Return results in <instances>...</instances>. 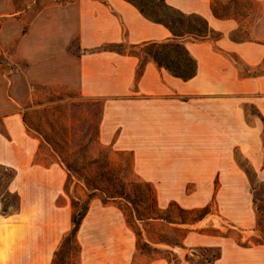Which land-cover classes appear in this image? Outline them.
<instances>
[{"label": "crops", "instance_id": "crops-1", "mask_svg": "<svg viewBox=\"0 0 264 264\" xmlns=\"http://www.w3.org/2000/svg\"><path fill=\"white\" fill-rule=\"evenodd\" d=\"M165 1L183 12L203 16L209 28L219 33L216 39L183 38L196 62L195 75L187 80L172 76L131 50L107 49L117 44L165 41L171 37L166 27L146 19L125 0H76L81 32L88 30L92 40L90 44L81 41V46L97 49L79 50L75 84L80 99L102 101L98 142L116 152H130L132 170L140 181L151 184L240 181L247 176L242 165L256 176L264 167L259 129L249 128L246 142L254 140L250 147L241 148L245 164L236 162L231 147L232 112L223 111L217 117L206 103L233 93L252 95L264 117V0H252L256 11L245 12L240 16L243 20L215 17L210 10L213 0H198L190 9ZM252 14L255 17L249 18ZM237 29L244 32L243 38H232ZM217 119H223L219 126ZM8 121L28 130L20 112L3 115L6 129ZM7 143L0 134V165L14 171L10 188L18 195L19 207L12 214L0 215V264H49L71 227L72 205L64 189L67 171L57 160L34 162L40 139L32 136L30 146L21 145L20 173L8 158ZM226 158L227 162L223 161ZM14 180L18 185L12 188ZM90 204L76 232L78 264L93 262L83 235L96 211L105 209H92ZM243 210L240 219L227 220L237 232L209 236L192 229L182 243L216 246L218 254L208 264H264V242L252 239L255 210L251 200ZM175 246L185 250L183 245ZM106 258L118 261L116 255ZM97 262L103 264L104 256ZM149 264L169 261L157 258Z\"/></svg>", "mask_w": 264, "mask_h": 264}, {"label": "rangeland", "instance_id": "rangeland-1", "mask_svg": "<svg viewBox=\"0 0 264 264\" xmlns=\"http://www.w3.org/2000/svg\"><path fill=\"white\" fill-rule=\"evenodd\" d=\"M168 1L184 9L198 4V0ZM216 1L218 6L228 3L227 0ZM234 8L230 6V10ZM252 8H257L254 3ZM254 17V14L249 16ZM238 19L243 20L240 16ZM89 34L88 30L81 32L76 0H0V134L7 138L8 158L20 173L22 167L18 166L24 158L21 145L30 146L32 136L40 139L33 161L47 164L57 158L45 139L51 144L55 141L63 147L78 148L87 143L96 130L102 101L80 99L75 84L79 50L97 49L81 46V41L91 43ZM231 36L240 39L245 34L237 29ZM223 98L209 100L206 104L217 117L223 111L232 112L233 160L245 164L241 148L250 147L254 140L252 137L249 144L246 142L249 128L259 129L264 148V117L261 118L252 95L233 93ZM16 112L22 114L28 130L10 121L8 129L5 128L3 115ZM215 121L218 126L223 123V119ZM102 146L105 148H98L92 142L89 153L97 156L103 150L102 155H107L110 166L118 169L125 181L143 182L132 170L130 152H116ZM223 161L227 162V158ZM236 173L235 170L231 172L232 175ZM11 175L12 172L0 168V211H12L15 207L14 190H6ZM20 177L21 174L18 180ZM18 180L12 182V188L18 185ZM149 186L160 208L172 201L186 209L204 207L194 213L199 216L205 212L204 215L194 223H181L180 218L191 216L172 208L169 217L174 222L136 221L125 200L104 201L97 193L90 200V206L105 209L96 211L83 235L93 261L91 264H98L97 258L101 256H104L103 264H149L157 258H164L169 264H208L218 254V248L191 245L189 241L183 244V239L192 229L209 236L236 231L233 223L227 220L240 219L243 206L250 200L255 210L252 239L264 242V167L256 172L255 178L251 176L250 183L246 176L240 181L149 183ZM69 187L81 200L86 198L87 192L81 183L72 180ZM105 244L107 246L102 247ZM176 244L183 245L185 250L182 252ZM115 255L117 262L106 258H115ZM79 261L78 256L76 264Z\"/></svg>", "mask_w": 264, "mask_h": 264}, {"label": "trees", "instance_id": "trees-1", "mask_svg": "<svg viewBox=\"0 0 264 264\" xmlns=\"http://www.w3.org/2000/svg\"><path fill=\"white\" fill-rule=\"evenodd\" d=\"M125 1L133 5L146 19L166 27L171 37L161 42H146L136 46L117 44L107 46V49L117 52L126 49L131 50L137 56L144 57V59L150 58L157 66L163 67L174 77L182 80L193 77L196 72V62L183 45V38L187 37L194 41L216 39L219 37V33L209 28L208 22L203 16L196 13L183 12L168 4L165 0ZM227 2L225 6H218L217 1L213 0L210 5L211 13L217 18L233 17L238 19V16L243 15L247 11H256V9L252 8V3H254L252 0H227ZM231 5L235 7L232 10H230ZM23 122L26 126L27 124L24 119ZM45 141L50 144L57 160L67 171L64 189L69 194L72 205L71 227L63 236L57 249L53 252L49 264H76L75 258L80 255V246L76 240V232L87 212L90 200L97 193L102 196L104 201L125 200L131 208L130 214H133L136 221L162 219L174 222L169 217L170 212L172 213V208L191 216L189 218H180L181 223H194L205 213L195 216L194 213L201 211L204 207L186 209L180 207L175 202H169L167 207L161 209L157 205L149 183L125 181L121 177L119 170L110 166L107 155H102L103 150H100L101 152L99 151L97 156H92L89 153V146L92 142L98 148H105L97 140V126L93 134L89 136L88 142L78 148L63 147L57 145L55 141L51 144L48 139H45ZM242 166L251 182V176L253 175L255 178L254 171L248 166ZM0 168L12 172L6 187V190L10 191L9 188L11 180L14 177V171L3 165H0ZM72 180H75V183H81L87 192L84 200L75 196L71 191L69 184ZM12 193H14L16 198L15 207L12 211H0V215L2 216L12 214L18 210V195L15 191H12Z\"/></svg>", "mask_w": 264, "mask_h": 264}]
</instances>
